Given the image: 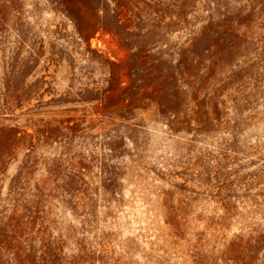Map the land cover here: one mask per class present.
Returning a JSON list of instances; mask_svg holds the SVG:
<instances>
[{"label": "rangeland", "instance_id": "1", "mask_svg": "<svg viewBox=\"0 0 264 264\" xmlns=\"http://www.w3.org/2000/svg\"><path fill=\"white\" fill-rule=\"evenodd\" d=\"M0 264H264V0H0Z\"/></svg>", "mask_w": 264, "mask_h": 264}]
</instances>
